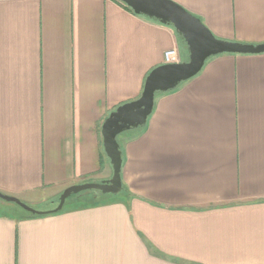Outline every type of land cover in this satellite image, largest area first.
<instances>
[{"label":"crops","instance_id":"1","mask_svg":"<svg viewBox=\"0 0 264 264\" xmlns=\"http://www.w3.org/2000/svg\"><path fill=\"white\" fill-rule=\"evenodd\" d=\"M173 1L264 43V0ZM180 46L118 0H0V192L34 206L111 177L104 119ZM119 145L121 195L49 214L0 198V264H264V51L210 56Z\"/></svg>","mask_w":264,"mask_h":264},{"label":"water","instance_id":"2","mask_svg":"<svg viewBox=\"0 0 264 264\" xmlns=\"http://www.w3.org/2000/svg\"><path fill=\"white\" fill-rule=\"evenodd\" d=\"M131 10L162 24L170 25L185 42L188 58L178 62L162 63L146 75L140 95L118 105L104 119L101 127L102 145L112 166V175L98 182L71 184L58 196L57 205L47 210H37L14 195L0 192V198L16 203L31 213L43 214L60 210L71 194H116L122 189V155L117 135L124 130L146 123L152 111L157 92L175 88L182 81L197 74L212 55L230 53H257L264 51V43L250 44L221 39L213 35L202 20L173 0H119Z\"/></svg>","mask_w":264,"mask_h":264},{"label":"rangeland","instance_id":"3","mask_svg":"<svg viewBox=\"0 0 264 264\" xmlns=\"http://www.w3.org/2000/svg\"><path fill=\"white\" fill-rule=\"evenodd\" d=\"M183 41V40H182ZM184 42V41H183ZM172 48H175V47H172ZM176 49H177V51H178V54H179V61H183V60H187V58H188V52H187V48H186V44H185V42H184V45L181 47H176ZM185 54H186V57H185ZM180 84V83H179ZM178 84V85H179ZM177 85V86H178ZM174 89V88H173ZM158 93V92H157ZM156 93V94H157ZM134 129H136V128H130V129H127V130H124V131H122L121 133H119L118 135H117V140H119V142H121V137L124 135V134H126V133H129V132H131V131H133ZM121 148V147H120ZM123 191L121 190V191H119V195H121L120 193H122ZM85 194V193H84ZM76 195H78V194H76V193H74V194H71L70 196H69V198L67 199V201L65 202V206L63 207V208H66L67 207V205H68V202H70V203H79V202H91L94 198H93V195L91 194V193H89V194H86V196L85 197H83L82 199V201H80V199H78L77 198V196ZM71 197V198H70ZM71 199V200H70ZM102 199V198H101ZM55 200H57V201H55ZM57 202H58V199L57 198H54V199H50V200H47V201H45V202H43V203H41L40 205H34V206H31V205H29V206H31V207H33L34 209H37V210H47V208H50V207H52V206H56L57 205ZM56 203V204H55ZM55 204V205H54ZM16 207H18V206H16ZM18 209V211H21L22 213L23 212H25V211H28V210H25V209H23V208H17ZM20 209V210H19ZM4 210V209H3Z\"/></svg>","mask_w":264,"mask_h":264},{"label":"trees","instance_id":"4","mask_svg":"<svg viewBox=\"0 0 264 264\" xmlns=\"http://www.w3.org/2000/svg\"><path fill=\"white\" fill-rule=\"evenodd\" d=\"M119 1V0H118ZM128 9H130L131 10V8L130 7H128L127 5H125ZM132 11V10H131ZM155 20V19H154ZM177 35V34H176ZM177 39H178V41L181 43V45L183 46L184 45V42L182 41V39L177 35ZM124 103V102H123ZM124 188V187H123ZM122 188V189H123ZM76 194H78V195H76L77 196V198L78 199H80V201H82L83 199V197H85L86 196V194H84L83 192H78V193H76ZM104 195V194H103ZM69 198V197H68ZM67 198V199H68ZM71 198V197H70ZM67 199L65 200V202L67 201ZM71 200V199H70ZM65 202H64V204H63V206H62V208L60 209V210H58V212L59 211H61V210H63V209H72V208H76V207H80L81 205H84V204H87L86 202H79V203H70V202H68V205H67V207L66 208H63L64 206H65ZM57 212V211H56ZM49 213H53V212H47V213H43V214H49Z\"/></svg>","mask_w":264,"mask_h":264},{"label":"built area","instance_id":"5","mask_svg":"<svg viewBox=\"0 0 264 264\" xmlns=\"http://www.w3.org/2000/svg\"><path fill=\"white\" fill-rule=\"evenodd\" d=\"M179 61V54L178 51L175 48H168L163 53V63H169V62H178Z\"/></svg>","mask_w":264,"mask_h":264},{"label":"flooded vegetation","instance_id":"6","mask_svg":"<svg viewBox=\"0 0 264 264\" xmlns=\"http://www.w3.org/2000/svg\"><path fill=\"white\" fill-rule=\"evenodd\" d=\"M92 195H94L93 193H91ZM97 195V194H96Z\"/></svg>","mask_w":264,"mask_h":264},{"label":"bare ground","instance_id":"7","mask_svg":"<svg viewBox=\"0 0 264 264\" xmlns=\"http://www.w3.org/2000/svg\"><path fill=\"white\" fill-rule=\"evenodd\" d=\"M99 193V192H98Z\"/></svg>","mask_w":264,"mask_h":264}]
</instances>
